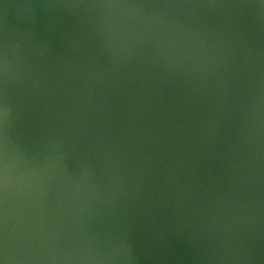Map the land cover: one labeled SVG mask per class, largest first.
<instances>
[{
    "label": "water",
    "instance_id": "water-1",
    "mask_svg": "<svg viewBox=\"0 0 264 264\" xmlns=\"http://www.w3.org/2000/svg\"><path fill=\"white\" fill-rule=\"evenodd\" d=\"M0 264H264V0H0Z\"/></svg>",
    "mask_w": 264,
    "mask_h": 264
}]
</instances>
